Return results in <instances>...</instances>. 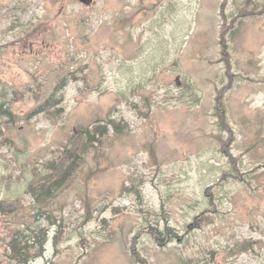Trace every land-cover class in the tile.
<instances>
[{"label": "rangeland", "instance_id": "1", "mask_svg": "<svg viewBox=\"0 0 264 264\" xmlns=\"http://www.w3.org/2000/svg\"><path fill=\"white\" fill-rule=\"evenodd\" d=\"M1 101L0 264H264V0H0Z\"/></svg>", "mask_w": 264, "mask_h": 264}, {"label": "trees", "instance_id": "2", "mask_svg": "<svg viewBox=\"0 0 264 264\" xmlns=\"http://www.w3.org/2000/svg\"><path fill=\"white\" fill-rule=\"evenodd\" d=\"M59 87V86H58ZM57 87V89H58ZM38 110H46V106H38ZM11 111L9 106L4 102H0V117L2 116H10ZM117 126L115 123H112ZM108 125H98L91 131L90 128L86 127V129H79V133H74L67 145H65L60 152V155L56 158L49 161L46 165H44V172H36L34 180L30 182V190L35 196V198L40 202L41 200H47L51 196H53L56 190H59L62 185L73 175L74 170L79 164L82 162L84 156L90 150V148L94 145L96 140L94 135H105L108 131ZM78 135V136H77ZM3 201L0 202V206H3ZM2 204V205H1ZM173 231L169 229L168 232ZM159 233V231L157 232ZM21 233H16L13 235V238L10 242V247L12 248V257L17 260L18 263L29 264L31 259L30 256V246L22 241ZM158 242L161 243V238L159 235H155ZM46 237L44 236L41 240L38 239V247L37 249L42 252L44 249ZM162 244V243H161ZM241 251H246L247 248L242 247ZM39 252V253H40ZM132 255L137 258V253L132 251ZM143 263L146 262L142 259Z\"/></svg>", "mask_w": 264, "mask_h": 264}, {"label": "water", "instance_id": "3", "mask_svg": "<svg viewBox=\"0 0 264 264\" xmlns=\"http://www.w3.org/2000/svg\"><path fill=\"white\" fill-rule=\"evenodd\" d=\"M80 3H83L84 5L90 6L93 3V0H79ZM176 84L178 85V78H176Z\"/></svg>", "mask_w": 264, "mask_h": 264}]
</instances>
